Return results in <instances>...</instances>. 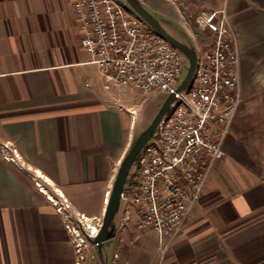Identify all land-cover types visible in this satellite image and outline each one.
<instances>
[{"label":"crops","instance_id":"0c3cea01","mask_svg":"<svg viewBox=\"0 0 264 264\" xmlns=\"http://www.w3.org/2000/svg\"><path fill=\"white\" fill-rule=\"evenodd\" d=\"M75 2L0 0V264H76L51 199L63 196L75 214L103 218L135 143V106L117 91L131 89L104 88L82 45ZM161 2L179 21L227 9L240 44L243 101L227 155L166 256L154 231L138 229L129 195L116 237L101 249H113V264H264V0ZM8 148L20 165L5 159L3 149L14 156Z\"/></svg>","mask_w":264,"mask_h":264},{"label":"built area","instance_id":"2783aa9c","mask_svg":"<svg viewBox=\"0 0 264 264\" xmlns=\"http://www.w3.org/2000/svg\"><path fill=\"white\" fill-rule=\"evenodd\" d=\"M75 8L82 45L98 66L105 89L126 87L144 97L157 92L175 96L138 156L123 195L139 209L138 229L159 236L163 259L185 230L212 170L227 155L225 144L243 101L237 32L226 8L204 9L194 16L195 24L211 34L212 44L204 56L195 49L194 76L180 90L187 56L126 0H76ZM9 151L14 156L3 149L5 159L20 165L17 150ZM61 198L51 201L72 237L76 264H82L87 240L99 235L104 217L76 218L68 200Z\"/></svg>","mask_w":264,"mask_h":264},{"label":"rangeland","instance_id":"374dc122","mask_svg":"<svg viewBox=\"0 0 264 264\" xmlns=\"http://www.w3.org/2000/svg\"><path fill=\"white\" fill-rule=\"evenodd\" d=\"M139 2L164 26L169 33L194 49H197L200 56L205 55L208 50V43L211 40L209 41V36L201 31L195 22L191 20L188 13L185 15L182 14V17L185 20L182 18V21H179V13L169 9V7L161 2V0H139ZM189 66L190 62L187 60L185 64L187 72L189 70ZM117 91L119 94H124L122 95V98L126 101V103L134 104L135 106L133 112L136 121L133 134L136 141L138 136L152 124L169 95L157 92L144 97L141 96L137 90H127V93H123L121 90L119 92L118 89ZM29 171L32 177L41 180V176H39L36 171ZM124 207L125 201L122 200L120 212L117 213L114 220L116 225L119 223L118 220ZM71 212L76 218L79 217V215L75 214L74 211L71 210ZM92 223L95 224V222ZM84 230L86 234L89 233L87 229ZM85 250V260L82 264H113L115 261L113 249H110L107 253L98 246H95L92 240H87V247Z\"/></svg>","mask_w":264,"mask_h":264},{"label":"water","instance_id":"95a60500","mask_svg":"<svg viewBox=\"0 0 264 264\" xmlns=\"http://www.w3.org/2000/svg\"><path fill=\"white\" fill-rule=\"evenodd\" d=\"M127 3L133 7L142 17L143 19L158 33H160L163 37H165L170 43H172L175 47L179 48L188 58L190 62L189 70L186 74V77L180 87V90H185L190 84L197 64V52L196 50L189 46L188 44L182 42L171 33H169L164 26L148 11L144 8V6L139 2V0H126ZM175 96L173 94L169 95L166 101L164 102L162 108L159 113L155 117L152 124L143 131L135 141L132 146L130 152L124 159L121 164V167L118 172V176L116 178L113 191L111 193V197L109 203L107 205L106 212L103 218V224L100 229L99 235L92 239V242L101 249L102 245L117 235V226L114 223L115 217L120 210L121 202L123 199L125 187L127 184V180L129 174L137 161L138 156L140 155L144 146L151 140L154 135V132L159 125L160 121L167 114L170 109L172 102L174 101Z\"/></svg>","mask_w":264,"mask_h":264},{"label":"bare ground","instance_id":"6f19581e","mask_svg":"<svg viewBox=\"0 0 264 264\" xmlns=\"http://www.w3.org/2000/svg\"><path fill=\"white\" fill-rule=\"evenodd\" d=\"M43 188V187H42ZM44 190V189H43ZM91 228H93L94 231H96L95 226L91 225Z\"/></svg>","mask_w":264,"mask_h":264}]
</instances>
